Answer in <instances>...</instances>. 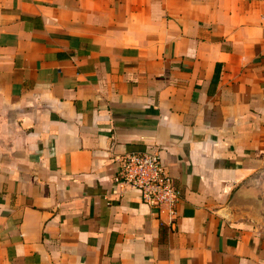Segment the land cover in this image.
<instances>
[{"label": "crops", "instance_id": "obj_1", "mask_svg": "<svg viewBox=\"0 0 264 264\" xmlns=\"http://www.w3.org/2000/svg\"><path fill=\"white\" fill-rule=\"evenodd\" d=\"M263 18L264 0H0V264H264ZM150 151L172 210L113 181Z\"/></svg>", "mask_w": 264, "mask_h": 264}, {"label": "built area", "instance_id": "obj_2", "mask_svg": "<svg viewBox=\"0 0 264 264\" xmlns=\"http://www.w3.org/2000/svg\"><path fill=\"white\" fill-rule=\"evenodd\" d=\"M264 24V18H263ZM113 181L135 191L140 201L154 209L172 210L177 189L157 151L129 153L117 159Z\"/></svg>", "mask_w": 264, "mask_h": 264}, {"label": "water", "instance_id": "obj_3", "mask_svg": "<svg viewBox=\"0 0 264 264\" xmlns=\"http://www.w3.org/2000/svg\"><path fill=\"white\" fill-rule=\"evenodd\" d=\"M258 218V217H257Z\"/></svg>", "mask_w": 264, "mask_h": 264}]
</instances>
